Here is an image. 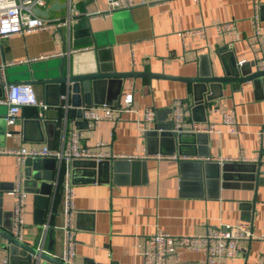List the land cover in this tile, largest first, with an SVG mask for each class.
<instances>
[{
    "label": "crops",
    "instance_id": "1",
    "mask_svg": "<svg viewBox=\"0 0 264 264\" xmlns=\"http://www.w3.org/2000/svg\"><path fill=\"white\" fill-rule=\"evenodd\" d=\"M68 1L80 15L106 8L105 0H46L45 10L58 4L55 11L48 12V17H65ZM134 1L136 5L130 9L117 10L104 19H89L97 49H109L116 72L139 71L193 77L198 70V56L208 53L213 72L220 75L217 51L228 43V38L218 35L214 26L229 20L235 21L239 34L238 40L229 49L234 59L251 62L259 57L258 46L250 38L254 34L252 17L257 12L264 37V20L259 15V7L264 6V0H198L197 3L193 0ZM198 28L204 29L205 38L190 36L182 41L178 35ZM68 40L66 35L61 39L54 38L49 30L2 40L1 83L20 79L18 70L24 65L56 62L63 57L66 64L71 61L74 74L93 72L99 63L94 45L73 47L70 43L72 39ZM85 47L88 50L84 52H69ZM9 63L13 65L9 66ZM32 86L36 97L47 104L43 117L37 116L39 110L36 108H22L18 122L9 128L11 136L6 137L8 129L3 123L5 109L0 107V149H17L20 146L63 149L72 131L79 134L88 148L96 149L95 145L102 142L105 146L97 148L102 153L142 157L147 155L149 143L150 148L158 149L157 143L154 140L147 143L138 129L136 121L144 109H156L157 123L163 125L174 100L191 101L193 98L191 86L183 82L124 79L119 92L120 102L124 105L125 97L130 96L132 103L121 114H115V121L104 120L94 128L81 126L76 121L65 126L64 121L59 119L61 107L65 105L60 98L61 95L66 96L64 89L61 88L57 96L54 86L47 91L41 85ZM103 94L104 97H111V94L106 95L107 88ZM222 94V98L208 104L205 117L221 132L201 134L204 139L200 137L192 144L186 141L182 149H195L201 155L207 153L206 157L191 156L199 161L234 160L230 162L234 163L228 172L230 178L225 181L220 179L216 186L204 185L203 196L192 197L189 190L180 192L176 160L147 157L145 182L133 183L132 176L119 175L112 186L104 180L98 181L95 173V180L90 182L92 174L89 169L80 168L73 173L70 164L61 163L60 174H57L56 168L52 179L58 188L56 196L55 199L50 196L51 203L49 201L43 219V225L49 228L47 235L52 231L53 244L49 255L59 259L62 252L63 235L59 228L63 223L61 184L69 173L74 189L73 221L77 229L74 264H143L142 253L147 239L155 231L172 236H200L206 233L208 227L244 222L245 217H250V211L240 207L253 199L255 212L252 223L248 222L253 239L240 242L239 258L219 259L214 264H260L264 255V186L255 188V184L248 179V168L253 163L240 160L254 159L260 153L264 159V89L255 92L253 86L247 83L241 91L224 87ZM58 97L59 104L56 105ZM229 111L234 112L236 121L230 127L232 132L220 125L221 113ZM192 117L201 119L203 113L197 110ZM164 148L169 150V144H164ZM218 165L220 170L222 164ZM261 170L264 171V165ZM16 171V157L0 155V189L5 192L0 205V221L4 228L10 230L14 199L8 192L16 181ZM31 195L27 196L24 214L26 227L23 242L27 244L34 243L40 231V227L34 224ZM46 247L47 237L43 252H46ZM4 257L8 258L0 244V261ZM205 260L206 256L201 251L179 249L166 259V264H207ZM35 262L32 258L30 264Z\"/></svg>",
    "mask_w": 264,
    "mask_h": 264
},
{
    "label": "water",
    "instance_id": "2",
    "mask_svg": "<svg viewBox=\"0 0 264 264\" xmlns=\"http://www.w3.org/2000/svg\"><path fill=\"white\" fill-rule=\"evenodd\" d=\"M57 5L58 4L55 3L46 10L35 9L34 13L47 18L49 16L48 12L55 11L58 8ZM63 6L64 5L62 4L61 7ZM263 11L264 6L261 7L260 5L259 15L261 20H264V17L262 16ZM59 32L62 37L66 35V32L62 29L59 30ZM68 34V42L72 39V42L70 43L73 47L86 44L94 45V50L98 58L97 61H99V63L93 72L87 74H74L71 61L69 60L66 64V58L63 57L57 59L56 62H33L24 65L18 70L21 73L20 79H16V81H6L8 84L27 83L31 85H41L45 87L44 91H47L46 89L54 86V88L57 89V96H59L60 90L63 88L64 94L66 95L64 100L65 105L61 107L62 112L59 119L62 122L64 121L65 126L73 121H76L81 126L88 125L82 117L83 109L85 107L106 105L108 107L111 106L113 108H118L120 106V87H122L124 79H165L189 84L191 86L193 97L191 99L193 102V107L190 109L191 117L197 110L203 113V118L201 119H194L192 117L193 120L198 122L205 121L208 104L223 97L222 90L224 87L229 86L231 91H241L242 86L249 83L253 86L255 92L264 89V71L255 69V62L253 60L251 62L244 60L241 65H238L239 61L237 62L234 59L232 51H230L226 45L217 51L221 68L220 75L213 72L209 61V54L204 53L198 56V70L196 75L193 77H174L165 74H151L139 71H114L109 49H97L94 36L90 29L89 19L86 16H82L72 23L68 28ZM105 54L106 56H104ZM1 87L2 83L0 79V89ZM106 88V95L111 94V97H104L103 92ZM58 104L59 97L56 102V105ZM3 108L5 109V107ZM162 127L165 129L169 128L168 125H161L158 123L153 126L152 131L146 133L144 138L146 142H153L154 140L158 145V149H152L150 148L149 143L147 146V155H172L176 153L178 156H207V153L201 155L199 151L195 152V149H182V146L186 141L192 144L198 138L200 139V137L201 139H204V136H201V134H157L155 130ZM164 144H169L170 149H165ZM259 156L262 157L261 153ZM146 160L147 159H117L100 161L98 163L94 161L74 160L71 162L70 166L73 173L80 168L89 169L92 174L90 182L95 180V173L98 181L104 180V182H107L112 186L115 183L114 179L119 175L132 176L131 181L133 183L145 182ZM57 163L58 162H55V160L51 158L26 159L24 162L23 172L25 180L22 188L27 194H32L31 196L34 205L33 220L34 224L40 227V231L34 243L27 244L16 240L12 236L11 230L4 228L0 221V244L8 256L9 264H30L32 258L36 261L35 264H65L58 258L49 255L52 251L51 246L53 244L52 231L50 230L47 235L49 228L45 234V237H47L46 252H42L36 247L41 234L44 215L51 203L50 196L55 199L58 189L56 182H52L55 169L57 168V174H60L61 172V163ZM176 163L179 174L180 192L184 193V191L189 190L192 193V197H202L204 185L208 187L212 185L216 186L220 179L225 181L230 178L231 176L228 172L234 164L224 163L219 170V165L217 163L205 159H201L200 161H182L178 159L176 160ZM261 166L262 164L260 160H258L248 168L250 169V171H248V179L255 184L256 189L259 186H264V171L261 170ZM139 173L141 174L140 177H138ZM4 194L5 192L0 189V205ZM53 204L54 201H52V205ZM240 209L250 211V217H245L243 220L244 222L252 223L251 221L255 212V199L249 203L243 204ZM18 260H21L22 262Z\"/></svg>",
    "mask_w": 264,
    "mask_h": 264
},
{
    "label": "built area",
    "instance_id": "3",
    "mask_svg": "<svg viewBox=\"0 0 264 264\" xmlns=\"http://www.w3.org/2000/svg\"><path fill=\"white\" fill-rule=\"evenodd\" d=\"M195 3L198 0H193ZM106 8L103 11H94L80 15L79 12L72 7L68 1V13L63 18H45L34 13L35 9L45 10L46 0H0V48L1 42L13 36H24L40 30H49L53 37L61 39L62 35L59 30H63L68 36V28L77 19L82 16L88 19L107 18L117 10L130 9L136 5L134 0H105ZM258 13V12H257ZM254 13L252 17V24L254 27V34L250 40L257 44L259 50V57L253 59L255 62V69L264 71V37L259 25L258 14ZM218 35L228 38L226 46L228 49L232 47L233 43L238 40L239 34L235 21L229 20L226 22L218 23L214 26ZM179 37L184 41L186 37L198 36L205 38L203 28L186 30L178 33ZM88 48H79L69 51L71 54L84 52ZM61 55V54H60ZM244 60L239 61L241 65ZM134 64V62H133ZM13 65L12 63L8 64ZM7 65V66H8ZM0 94V107H5V114L3 122L8 131L5 133L6 137L11 136L10 129L13 127L20 118L21 109L24 107H33L39 110L37 116L43 117V112L47 109V104L38 99L31 84H8L2 81ZM61 100H65V96H60ZM132 103L130 96L124 99V105L119 102L118 108H111L106 105H94L85 107L83 109V120L91 127H96L101 121H115L117 118L116 113L121 114ZM193 107L192 100L176 99L172 102L170 113L163 125H168L169 128L164 127L156 129V133H170L173 135L179 133H192V134H215L220 133L221 129L217 125L210 123L207 119L204 122H198L192 119L190 109ZM157 111L152 107H147L140 114L139 119L136 121L138 129L145 137L148 131L153 130V126L157 123ZM236 123L233 111L222 112L220 117V125L225 127L229 132H232L230 127ZM161 124V123H160ZM187 131H186V130ZM105 146V143L98 142L95 145L96 149L88 148L84 145L79 137V134L72 132L69 135L66 146L63 149L55 150L44 146L40 149L29 147L25 148L20 146L17 149H0V155H12L16 157L17 171L16 181L12 186L8 195L14 199L13 208L11 211V234L20 241H24L25 234V207L28 194L23 190L22 185L25 180L23 168L26 159L35 158H51L58 163L71 164L74 160L82 161H107L117 159H145L147 157L161 160L172 159L182 161L197 160L191 156H164L160 154L145 155L142 157L136 156H116L109 153H102L97 148ZM211 160V159H210ZM260 160L264 165V159L260 156H255L254 159L241 158V162L255 163ZM234 160L231 159H214V163L224 164L230 163ZM239 161V160H238ZM69 173H67L65 181L61 184L63 194V223L59 227L62 235V252L59 260L65 264H74L75 250H76V234L77 229L74 224V208L73 197L74 189L70 180ZM48 226L43 225L37 249L43 252L45 244V234ZM253 239L251 227L246 222H238L234 224H221L218 227H208L206 233L200 236H172L167 233L155 231L147 239V245L142 253L143 264H166V259L179 249H188L192 251H201L206 256L207 264H214L219 259L235 260L240 257L241 248L240 242L249 241ZM0 264H9L8 258L4 257ZM260 264H264V255Z\"/></svg>",
    "mask_w": 264,
    "mask_h": 264
}]
</instances>
